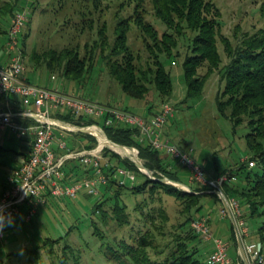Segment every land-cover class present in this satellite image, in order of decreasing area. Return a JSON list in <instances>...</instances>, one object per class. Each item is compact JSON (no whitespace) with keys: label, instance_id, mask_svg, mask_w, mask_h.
Here are the masks:
<instances>
[{"label":"rangeland","instance_id":"1","mask_svg":"<svg viewBox=\"0 0 264 264\" xmlns=\"http://www.w3.org/2000/svg\"><path fill=\"white\" fill-rule=\"evenodd\" d=\"M208 1L213 2V7L208 13L209 17L215 16L219 22L216 43L222 55V63L210 74L200 98L187 100V84L183 69L184 58L193 52V39L199 31L188 27L185 22L182 23L181 34H177L174 31L176 29H169L156 15L152 0H146L140 7L130 0H101L97 4L91 0H0V56L8 51L5 45L8 40L7 32L12 16L18 11L26 10L28 21L22 32L26 36L25 38L23 35L20 36V46L27 74L33 84L51 89L58 86L64 92L128 109L144 116L149 115L146 110L149 104H153L152 109L155 113L162 103H171L175 111L164 127L165 136L181 148L192 150L196 160L203 164L207 175L211 176L217 171L237 168V164L249 156L245 139V134L248 131L246 122L234 128L232 121L218 111L216 97L218 91L224 89L225 80L222 79V68L229 61V53L225 48L223 38H227L237 46L245 35L253 34L263 28L264 15L261 8L264 0ZM15 3H17L15 5L17 11L15 10L16 12L10 17L8 10ZM136 13L144 15L145 20L154 25L159 38L168 32L173 33V38L177 41V46L173 49L178 53L177 56H168L164 52H158L159 57L172 73L173 93L170 97L162 100L155 88H152L148 95L151 102L146 104L143 103L144 101L125 94L120 84L110 75L107 65L109 55H112L114 59L121 60L122 54L128 51L134 54L135 63L143 68L154 63V56L148 47V44H152L153 41L146 37L145 31H142L137 19L133 17ZM123 20L129 22L128 49L113 46L116 37L115 30L118 23ZM99 33L108 36L109 44L103 51L96 43L101 39ZM66 47L78 51L80 57H87V54L93 53L94 67L85 84L74 83L63 74L52 71L46 65L37 66V62L34 60L35 53L42 56V53L48 49L60 51ZM207 67L208 64L200 66L198 74H204ZM66 137L71 145V139ZM25 139L18 138L10 128L1 132L0 144L7 149H12L6 150L1 156L4 161L0 168L2 180H7L8 174L12 172L15 159L23 150ZM130 150L131 157L121 149L118 153L122 158L132 161L138 170L120 166L126 169L130 175H120V178H123L128 184H135L142 180L141 172L147 173L139 168L132 159L135 157L133 152L139 155V149L136 151L130 148ZM140 159L143 161L141 157ZM151 172L154 176V171L151 170ZM181 173L183 183L190 186V171L183 167ZM131 175L135 180H132ZM209 191L211 189L205 190L208 193ZM110 196L112 193L105 192L104 187H101L98 195H90L86 191H81L76 198L49 196L47 202L38 206L37 212L30 221L26 220L25 210L22 209L21 214L10 225L6 224L4 227L6 238L0 240V262L62 264L64 259L65 264H113L106 256L108 243L120 238H126L132 242L131 235H136L138 228H146L144 217L140 213L141 210L136 209V206L138 203H142L148 194L145 196H137L132 193L122 194L128 207L130 225H120L114 218L112 203L115 200L114 198L109 199ZM101 199L106 200L104 203L106 220H102L100 212L95 209L97 202ZM146 201L148 204L143 203L144 213L150 211V207H163L168 214V221L159 220L151 226L152 230L157 225L154 232L159 238L157 242L160 248H163L169 238L177 235L174 234V231H177L176 233L180 231L177 229L178 225L185 220L184 215L180 213L183 205L175 197L164 193L157 194L155 201H151L149 197L146 198ZM202 202L204 207L197 218L210 214L213 219L214 217L218 219L221 216L222 204L215 195L204 197ZM247 217L252 240L257 241L260 238L257 228L262 218H254L248 214ZM94 223L103 232L104 238L95 232ZM231 223V220L224 218L221 228L212 229L215 235L230 243L229 254L235 256L231 239ZM150 233L152 235L153 231ZM50 239L59 241L55 242L52 247ZM202 240L201 256L206 261V249L213 244ZM145 249L153 255L157 248ZM13 252L21 253L12 254L9 259L8 254ZM37 255L38 257L34 261Z\"/></svg>","mask_w":264,"mask_h":264},{"label":"trees","instance_id":"2","mask_svg":"<svg viewBox=\"0 0 264 264\" xmlns=\"http://www.w3.org/2000/svg\"><path fill=\"white\" fill-rule=\"evenodd\" d=\"M91 1L96 4L101 2V0ZM130 1H134L138 7L146 2V0ZM152 2L158 18L169 29H176L177 31H174L177 34H181L183 22L193 30L199 31L193 39V52L187 54L184 58L183 69L187 84V100L200 98L210 74L222 63V55L216 43L219 22L215 19V16L209 17L208 15L213 7V2L208 0H152ZM16 4L8 10L10 17L17 11ZM261 11L264 15V4ZM216 13H218L217 10ZM133 17L137 19L142 31H145L146 37L151 38L153 41L152 44H148V47L151 49L152 56H154V63L143 68L135 63V56L131 51L123 53L121 60L114 59L112 55H109L107 57L109 73L120 84L122 91L132 98L144 101V104L149 103L151 101L148 99V95L151 93L152 88H155L163 100L172 95L174 83L171 71L167 69L158 52H164L168 56H177L178 53L173 51L177 46V41L173 38V33L168 32H165L159 38L154 25L146 21L144 15L136 13ZM128 23L126 20L118 23L113 46L123 49L129 48L127 45ZM22 35L25 38L26 34L22 33ZM99 36L101 39L96 43L103 51L109 44L108 36L103 33H99ZM223 40L229 53V61L222 68V79L225 80V86L217 93V109L220 114L232 121L234 128L246 122L248 131L245 134V139L249 156L240 164H237V168L217 171L216 175L222 173L235 175L236 179L227 181L223 189L227 196L239 198L242 209L245 210L243 216L247 223V214L254 218H262L257 228L260 238L255 242L257 244L262 243L260 253L264 255V27L253 34L245 35L237 46L227 38H223ZM34 60H36L37 66L46 65L52 71L63 74L68 80L78 84H85L94 67L92 52L87 54V57H80L78 51L67 47L60 51L48 49L42 53V56L35 53ZM204 64H208L207 70L204 74L199 75V67ZM1 100L4 103L14 102L15 97L4 95ZM153 107V104H149L147 108L145 107L149 115L154 113ZM20 111H22V108L13 111L15 113L14 119L17 122L27 124L35 122L32 118L20 115ZM51 116L77 126L99 124L113 141L139 149V156L143 159L144 164L154 171L156 179L140 171L143 178L135 184H128L127 182L122 184L120 183V176L118 178L111 174L109 182L101 186L105 188V192L112 193V196L109 197V199L114 198L115 200L112 203V213L120 225L131 224L128 207L122 197L124 193H132L137 196L148 194L147 197L151 201L156 200L157 194L164 193L175 197L183 205L180 213L184 215L185 220L178 225L179 233L174 231V234L177 235L169 238L164 245L165 247L160 248L157 242L159 238L156 237L154 232L157 225L152 230L151 226L159 220L168 221V214L163 207H150V211L144 213L143 206L148 204L147 197H145L142 203L137 204L136 209L141 210L140 213L144 217L146 228H138L136 235L130 237L132 242L126 238H120L108 243L106 256L110 262L113 264H207L201 256L202 237L193 230L191 223L203 209L202 199L204 197L215 195L221 201V208H224L222 199L216 193L205 192L210 188L198 184L191 183L190 186L194 192H189L172 183L161 181L160 178L168 177L173 181L183 182L181 178V168L183 166L172 163L168 156H164L148 141H140L138 128L118 122L106 125L99 119L76 116L65 108L53 111ZM67 136L71 139V147L73 148H91L98 144V138L91 133L67 131ZM6 150L12 149H7L0 144V168L4 164L1 156ZM104 155L111 161L110 170L112 171L118 166L138 170L132 161L122 158L119 153L109 147L104 148ZM251 160L255 161L253 167L249 166ZM86 172L89 171L77 163L70 164L67 168L69 177H79ZM7 186L8 179L2 180L0 177V199ZM105 202L106 200L101 199L95 207L96 211L100 212L102 220H106L107 217L104 208ZM225 217L229 219L228 215ZM231 224V239L235 249V256L232 257L242 260L238 252L237 232L234 224ZM94 228L95 232L101 238H104L103 232L99 230L96 223H94ZM150 231H153L152 235ZM245 240L253 241L251 232ZM50 241L53 247L55 242L59 240L50 239ZM149 247H152V249L157 248L153 255L145 249ZM20 253H9L8 258L10 259L12 254ZM37 257L38 255L34 261ZM65 257L67 258L66 255ZM8 262L7 264L11 263ZM0 264H5V262H0ZM62 264H65L64 259Z\"/></svg>","mask_w":264,"mask_h":264},{"label":"built area","instance_id":"3","mask_svg":"<svg viewBox=\"0 0 264 264\" xmlns=\"http://www.w3.org/2000/svg\"><path fill=\"white\" fill-rule=\"evenodd\" d=\"M27 21L26 10L18 11L12 16L6 42L10 59L0 64V101L4 95L16 97L23 105L19 114L35 120L30 124L19 123L14 119L13 111H0V134L9 127L20 139L32 138L30 149L17 155L16 165L8 178V186L0 199V211L3 212L4 217L12 222L25 208V218L30 221L37 212L38 206L47 202L49 196L76 198L81 191L98 195L101 186L109 182L111 174L118 178L120 175L130 176L126 169L120 166L113 171L110 170L112 163L104 155V148L109 147L117 153L120 148L110 147L101 142V138L95 134L103 135L105 130L99 124L87 125L93 129L95 133L93 135L98 138L96 146L71 147L66 137L67 131L86 126H77L51 116L53 111L65 108L76 116L99 119L106 125L118 122L138 128L139 140L148 141L156 150L168 156L172 163L187 168L190 171L191 183L209 187L211 191H216L220 198L226 197L229 209L224 206L221 209L222 216L231 213L250 264H264V255L260 253L259 243H244L250 235V229L243 216L241 201L235 196H227L223 189L227 181L236 179L235 175L222 173L208 176L203 164L196 160L192 150L181 148L165 136L164 127L174 115L173 105L164 102L158 112L144 116L124 108L70 94L59 88L51 89L27 81L23 77L26 67L20 46V36ZM133 150L138 151L136 147ZM76 163L89 172L79 177H69L67 168L70 164ZM254 165L255 161H249L250 167ZM131 177L135 180L133 175ZM125 182L120 178V183ZM191 225L202 239L213 244L212 251L206 259L207 264H246L243 259L233 258L229 254L230 243L215 235L210 215L195 218ZM5 238L6 231L3 228L0 232V240Z\"/></svg>","mask_w":264,"mask_h":264},{"label":"water","instance_id":"4","mask_svg":"<svg viewBox=\"0 0 264 264\" xmlns=\"http://www.w3.org/2000/svg\"><path fill=\"white\" fill-rule=\"evenodd\" d=\"M72 130L95 134V133H93V129L91 127H87V126L86 127H76V128H73ZM95 135L100 138V136L98 134H95ZM103 135L105 136V138L107 140L105 143L107 145H109L110 147L120 148V149L135 148V147H129L127 145L120 144V143H117V142L113 141L112 139H110L107 136V134H106L105 131H103ZM128 156L131 157L129 154H128ZM134 156L135 157H132V159L137 164V166L139 168H141L144 172H146L150 177H152L153 179H156V177L153 176L151 170L149 168H147L145 166V164L143 163V161L140 159L138 153H135ZM160 180L163 181V182L172 183L174 185H177L179 187H182V188L188 190L189 192H194L189 185H187V184H185L183 182L173 181V180L169 179L168 177H162V178H160ZM209 192L217 193L216 191H209ZM221 199H222V201L224 203V206L227 209H229V205H228V201H227L226 197L221 196ZM237 237H238V242H239V245H240V248H241V253H242L243 259H244V261H245L246 264H250L249 258H248L247 254L245 252V249H244V245H243L242 239L239 236L238 232H237ZM261 246H262V243L260 242L259 243V247H261Z\"/></svg>","mask_w":264,"mask_h":264},{"label":"crops","instance_id":"5","mask_svg":"<svg viewBox=\"0 0 264 264\" xmlns=\"http://www.w3.org/2000/svg\"><path fill=\"white\" fill-rule=\"evenodd\" d=\"M5 47H6V45H5ZM6 49H7V47H6ZM8 52V53H7ZM4 55L2 54L1 56H0V64H4V63H6V62H8V60L10 59V53H9V51H7ZM23 77L27 80V81H29V82H31V83H33L31 80H30V78H29V76H28V74H27V69L25 70V72H24V75H23ZM56 78V77H55ZM56 88H58V86L56 87ZM16 97H15V101L14 102H6V103H4L2 100L0 101V111H9V110H11V111H15L16 109H18V108H22L23 109V105H21L20 104V102H19V100L17 99V102H16ZM158 112V111H157ZM156 113V112H155ZM7 128H9V127H7ZM6 128V129H7ZM5 130V129H4ZM3 130V131H4ZM31 141H32V138H30V137H26V139L23 141L24 143H23V150L22 151H27V150H29L30 149V147H31ZM164 156H166L165 154H163ZM15 161H16V159H15ZM171 161V160H170ZM15 165H16V162H15ZM15 165H14V167H15ZM9 176H10V174H8ZM9 176H7L8 178H9ZM211 176H216V173H214V174H212ZM7 178V179H8ZM47 201H48V199H47ZM24 210H26L25 208H23ZM210 214V213H209ZM221 216L218 218V219H215V217H214V219H213V216H212V214H210V217H211V219H212V228H221V224H222V221H223V219L224 218H226V217H224V216H222V214H220ZM228 217H229V220H231L232 221V223L234 224V226H235V230H236V232H237V227H236V224H235V221H234V219H233V217H232V215H231V213L229 212L228 213ZM237 239H238V237H237ZM252 242H255V241H248V240H245L244 241V243H252ZM212 248H213V246L212 245H210L207 249H206V252H205V258H207V256L210 254V252L212 251ZM238 252L240 253V255H241V257H242V259H243V256H242V253H241V248H240V245H239V242H238ZM244 260V259H243Z\"/></svg>","mask_w":264,"mask_h":264},{"label":"clouds","instance_id":"6","mask_svg":"<svg viewBox=\"0 0 264 264\" xmlns=\"http://www.w3.org/2000/svg\"><path fill=\"white\" fill-rule=\"evenodd\" d=\"M6 221L7 223L10 225V220H8L6 217H4L3 212L0 211V232L3 231V228L6 226ZM5 264H7V262L5 261Z\"/></svg>","mask_w":264,"mask_h":264},{"label":"bare ground","instance_id":"7","mask_svg":"<svg viewBox=\"0 0 264 264\" xmlns=\"http://www.w3.org/2000/svg\"><path fill=\"white\" fill-rule=\"evenodd\" d=\"M100 138H101V142H103V143H105L107 140H106V138H105V136H103V135H100ZM121 151H123L124 153H126V154H131V150H130V148H126V149H121ZM133 151V150H132ZM135 153L133 152V155H134Z\"/></svg>","mask_w":264,"mask_h":264}]
</instances>
